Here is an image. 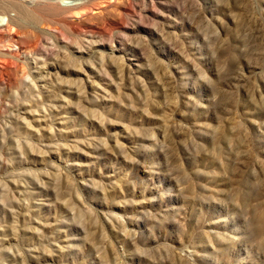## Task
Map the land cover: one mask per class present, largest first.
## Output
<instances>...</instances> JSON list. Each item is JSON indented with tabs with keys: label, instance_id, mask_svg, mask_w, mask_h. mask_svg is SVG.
<instances>
[{
	"label": "rangeland",
	"instance_id": "obj_1",
	"mask_svg": "<svg viewBox=\"0 0 264 264\" xmlns=\"http://www.w3.org/2000/svg\"><path fill=\"white\" fill-rule=\"evenodd\" d=\"M26 1L0 0V264H264V0Z\"/></svg>",
	"mask_w": 264,
	"mask_h": 264
},
{
	"label": "bare ground",
	"instance_id": "obj_2",
	"mask_svg": "<svg viewBox=\"0 0 264 264\" xmlns=\"http://www.w3.org/2000/svg\"><path fill=\"white\" fill-rule=\"evenodd\" d=\"M25 1H26V0H25ZM27 1H29V0H27ZM27 1H26V2H27ZM72 1H75V2H76V1H79V0H72ZM80 1H83V0H80ZM75 2H73L72 4H75ZM2 20H3V19L0 17V25H2Z\"/></svg>",
	"mask_w": 264,
	"mask_h": 264
}]
</instances>
